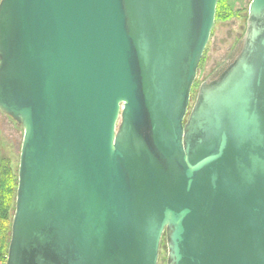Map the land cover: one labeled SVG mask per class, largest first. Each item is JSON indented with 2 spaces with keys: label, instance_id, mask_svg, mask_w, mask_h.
Wrapping results in <instances>:
<instances>
[{
  "label": "water",
  "instance_id": "water-1",
  "mask_svg": "<svg viewBox=\"0 0 264 264\" xmlns=\"http://www.w3.org/2000/svg\"><path fill=\"white\" fill-rule=\"evenodd\" d=\"M217 1L0 0L5 264H264V0L189 108Z\"/></svg>",
  "mask_w": 264,
  "mask_h": 264
},
{
  "label": "rangeland",
  "instance_id": "rangeland-1",
  "mask_svg": "<svg viewBox=\"0 0 264 264\" xmlns=\"http://www.w3.org/2000/svg\"><path fill=\"white\" fill-rule=\"evenodd\" d=\"M249 3L250 0H223L222 15L218 19L214 18L201 63L198 65L190 92L189 108L194 102L199 84L215 79L238 54L245 31ZM22 135V127L0 111V173L6 161L13 175L16 173ZM166 258V238L163 234L157 264H166Z\"/></svg>",
  "mask_w": 264,
  "mask_h": 264
},
{
  "label": "trees",
  "instance_id": "trees-1",
  "mask_svg": "<svg viewBox=\"0 0 264 264\" xmlns=\"http://www.w3.org/2000/svg\"><path fill=\"white\" fill-rule=\"evenodd\" d=\"M222 3L223 0L217 1L215 19L222 15ZM16 187L17 170L13 175L9 163L6 161L0 173V262L2 264H5L7 257Z\"/></svg>",
  "mask_w": 264,
  "mask_h": 264
}]
</instances>
